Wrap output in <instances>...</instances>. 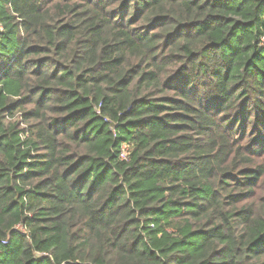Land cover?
Returning <instances> with one entry per match:
<instances>
[{
    "label": "trees",
    "instance_id": "trees-1",
    "mask_svg": "<svg viewBox=\"0 0 264 264\" xmlns=\"http://www.w3.org/2000/svg\"><path fill=\"white\" fill-rule=\"evenodd\" d=\"M263 161L264 0H0V264H264Z\"/></svg>",
    "mask_w": 264,
    "mask_h": 264
},
{
    "label": "built area",
    "instance_id": "built-area-1",
    "mask_svg": "<svg viewBox=\"0 0 264 264\" xmlns=\"http://www.w3.org/2000/svg\"><path fill=\"white\" fill-rule=\"evenodd\" d=\"M129 153V145L127 143H122L120 147V158L121 159H127Z\"/></svg>",
    "mask_w": 264,
    "mask_h": 264
},
{
    "label": "rangeland",
    "instance_id": "rangeland-1",
    "mask_svg": "<svg viewBox=\"0 0 264 264\" xmlns=\"http://www.w3.org/2000/svg\"><path fill=\"white\" fill-rule=\"evenodd\" d=\"M16 117L18 118V115ZM263 163H264V161H263Z\"/></svg>",
    "mask_w": 264,
    "mask_h": 264
}]
</instances>
